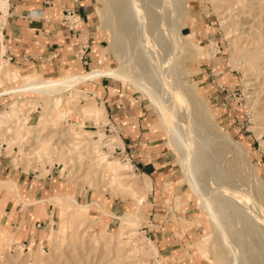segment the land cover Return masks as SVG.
<instances>
[{
    "label": "rangeland",
    "instance_id": "rangeland-1",
    "mask_svg": "<svg viewBox=\"0 0 264 264\" xmlns=\"http://www.w3.org/2000/svg\"><path fill=\"white\" fill-rule=\"evenodd\" d=\"M109 1L108 5L106 0H96L95 32L98 39L102 40L105 58L102 63L88 66V71L102 68L109 70L120 66L135 45L140 53L139 68L149 79L154 93L162 97L159 88L150 80L152 73L148 66L151 56L158 59L153 50L149 51L147 58L142 37L136 35L134 26L125 25L124 0ZM131 1L135 17L147 27L151 41L167 48L170 40H159L160 27L156 22L150 20L145 25L142 21V14L151 12L147 0ZM165 5L171 21L176 23L179 15H176L178 12L174 14V9L178 8V4L175 0H166ZM183 10L184 17L178 27L179 35L168 47L179 64L177 76L181 84L173 85L170 90L175 94L174 104L182 119L189 121L191 137L204 135L203 146L211 149L207 156L214 160L213 167L203 169L205 176L216 175L217 179L225 177L226 182L230 179L228 183L223 181L224 178L221 181L224 185L235 187L234 196L250 210L257 211L261 219L258 218L259 228L254 229H263L261 233L250 229L247 222L241 220L237 224L240 233L232 235L234 229L229 218L223 216L218 220L194 189V175L171 140L165 108L154 104L153 100L151 102L148 92L130 83L128 79L108 78L114 81L119 93H124L133 102L132 109L147 111L157 123L158 135L164 136V146L173 174L169 175L162 194L163 197L172 194L167 206L169 212L176 215L171 217H182L188 211L190 215L199 216L195 223L202 225V234L194 244L185 247L186 260L191 259L196 264H264V190L260 189V179H257L261 177L264 182V0H185ZM168 23L165 25L167 30L170 29ZM163 52L166 53L167 50ZM36 74L42 75L39 72L21 75L16 71L10 81L20 79L21 85L26 78ZM165 75L169 80V75ZM2 76L5 82V73ZM83 84L79 83L76 88L86 94L79 96L76 106L68 101L67 111L71 112L69 115L64 107L49 109L45 97L30 92L12 94L11 102L0 107L1 113L16 100L30 101L28 105H32L30 108L25 105L22 108L25 111L0 121V144L5 142L4 147H7L3 155L9 156L15 167L41 178L53 173L59 181L55 195L60 194L64 186L61 195L52 202L56 207V218L52 221L54 225H51L47 233L48 239L44 241V246L28 248L23 244L13 246L11 241L5 242V246H0V264H169L170 258H163L159 253L162 261L159 262L155 252L143 243L147 237L157 248L145 227L148 225L146 203L153 198L149 194L155 187L152 179L151 190L147 192L149 183L144 179V173L135 170L130 159L124 161L123 156L110 153L112 159L118 158L124 166L132 164L134 172L132 167L131 170H124L123 177H126L125 183L134 182V188L146 193V197L139 203L131 195V188L114 184L111 168L103 166L95 168L92 173L88 172L92 150L88 148L87 141L78 144V149H73L76 137L74 130L70 129V122L81 120L83 113L79 110L80 107L91 106L93 103L104 106L94 95H89L82 89ZM14 85L15 82H12L9 86ZM4 90H0V93ZM28 97L32 98L22 99ZM21 118L25 120L22 123L27 122L25 125H19ZM107 118L95 120L87 117L86 131L95 132L100 128L105 133L106 122H98ZM8 127L11 132L7 131ZM116 127L121 131L119 126ZM38 132L40 139L35 137ZM105 136V140L111 139L114 142L109 150L114 151L119 143L123 146V138L117 133L107 135L106 131ZM205 143L208 145L205 146ZM104 150L109 152L107 148ZM100 178L107 179L114 192L104 191ZM209 183L212 187L217 186L212 181ZM12 187H15L14 183ZM211 195L215 196L214 193ZM68 196L74 197L81 204L89 205L88 209H75L85 215L79 212L74 218L67 214L74 209V203ZM98 196L103 204L94 199ZM92 200L97 204L91 203ZM199 201L205 209H200ZM114 202L121 207L120 212L114 213L116 215L110 213L109 207ZM129 214L135 215L139 220L125 224V233L120 236L121 221L118 217ZM183 225L185 223L181 221L178 226ZM225 234L230 243H227ZM207 235L209 238L205 242L204 237ZM254 241L256 242L251 244ZM256 246L259 247L256 249Z\"/></svg>",
    "mask_w": 264,
    "mask_h": 264
},
{
    "label": "crops",
    "instance_id": "crops-1",
    "mask_svg": "<svg viewBox=\"0 0 264 264\" xmlns=\"http://www.w3.org/2000/svg\"><path fill=\"white\" fill-rule=\"evenodd\" d=\"M67 8H74L80 16L74 29L67 27L61 17ZM5 12L3 34L0 35V69L4 65L0 90H9L21 83V80L10 81L16 71L21 75L39 72L44 77L52 76L47 78L84 74L86 71H108L104 70L107 68L87 69L92 64L102 63L105 58L102 40L95 32L96 0H9ZM83 46H87L84 52ZM61 72L66 73L56 75ZM96 79L80 82L84 83L82 89L103 102L108 117L121 128L135 170L144 173V179L149 183L147 192L151 190L150 179L155 186L149 194L153 198L146 203L148 225L145 227L152 241L163 258H170L169 264H196L191 259L186 260L185 247L201 237L202 225L195 223L199 216L188 214L190 211L182 217L177 215L176 219L171 217L175 213L169 212L167 201H171L172 194L163 197L162 189L173 169L164 146V136L158 135L156 121L150 118L147 111L132 109L133 102L124 93H119L113 80L105 76ZM12 82L15 85L10 87ZM6 91L0 93V107L9 104L11 95L16 94ZM29 98L32 97L22 99ZM70 113L66 112L67 115ZM58 188L59 181L53 173L41 178L15 167L9 156H0L1 247L8 241L13 246L23 244L28 248L43 245L56 218V207L52 202L61 195L64 186L61 193L55 195ZM94 199L103 204L100 196ZM93 200L91 203L97 204ZM83 205V209H88L89 205ZM198 206L203 210L200 201ZM109 207L112 214L121 211L117 202ZM105 214H108L107 211ZM181 221L185 225L178 226ZM208 238L209 235L204 237L205 242Z\"/></svg>",
    "mask_w": 264,
    "mask_h": 264
},
{
    "label": "bare ground",
    "instance_id": "bare-ground-1",
    "mask_svg": "<svg viewBox=\"0 0 264 264\" xmlns=\"http://www.w3.org/2000/svg\"><path fill=\"white\" fill-rule=\"evenodd\" d=\"M106 2L108 5L110 4L109 0H106ZM146 2L150 7L151 12L149 13V11H147L144 14H142V21L144 22V24L146 25L147 23L150 22V20H154L156 24L160 27V28L158 27L159 28L158 34L161 37L159 38L158 36L159 40L163 39L161 42L170 40L169 42L171 44L174 43L179 35L178 27H180L181 20L184 17L183 8L185 6V0H175V2L178 4V8L174 9V14L178 12L176 15H179V19H177L176 23H174L175 21L174 22L171 21V16H169V14L166 11V5H165L166 0H147ZM7 5H8V0H0L1 8L6 9ZM124 5L126 7V10H124L126 11L124 12L125 25L127 27L134 26L136 28V35L141 36L143 39L144 50L147 53V58L149 55V51L153 50L154 55L158 59L156 60L154 57L152 58L151 56L148 61V66L152 73L150 80L156 85L157 88H159L162 97H159L154 93L153 88L149 85L148 82L149 79L145 77V74L139 68L140 53L135 45H133V47L131 48V52L128 55V57L122 60L120 66L116 68H112L108 71L87 72L84 74H67L59 78H46L43 75L36 74L33 77L26 78L21 85H19L16 88L9 89L5 93H21V92L30 91L32 93H36L42 97H45L44 99L46 100L49 109L57 110L60 109V107H64V109H66L67 111L69 107L68 101L72 102L74 106H76V104L79 102L78 99L79 96L86 94L83 93L81 89L76 88L80 82L89 79H96L103 76L128 79L130 83H133L136 86L147 91L150 96L149 98H151V102L153 100L154 104L161 105L163 108H165V111L167 113L166 114L167 117L165 118L168 119L167 121L169 122V126L166 123L165 124L167 125V127H169L168 131L170 132L171 140L175 145L178 153L181 155L182 159L186 161L184 162L187 164L188 168L190 169L189 171H191L192 174L194 175L195 178L194 189L202 197V200L204 201L206 207L215 214L218 220L222 219L223 216L229 218L234 229L233 232L231 231L232 235H238V233H240L237 224L241 220L246 221L250 229H254L256 227L259 228L260 220L258 218L261 219V217L259 216L257 211L250 210L248 207L245 206V204L241 200L237 199L234 196L233 188L235 187H231L229 186V184L224 185V182L221 181V179L224 178L223 181H225V183H228L230 181L229 178H228L229 181L226 182L227 179L225 177H222L223 175H221L222 178L217 179L215 178L216 175L215 176L212 175L210 177L209 175H207L206 177L205 174L203 173L204 172L203 169L205 167H211V168L213 167L212 164L214 160L210 156H207V154L209 155L208 151H211V149L210 147L204 148L203 146V143L205 142L203 138L204 135H201L200 137L197 138L191 137V135L189 134V129L191 127L189 121L182 119L179 110L176 108L174 104L175 94L172 91L170 92V90L172 87H174L173 85H176L177 83L180 82L177 76L179 72V64L173 55L174 53L172 54L171 51L168 49L170 43L167 44L168 46L167 48L165 47L162 48L160 44H158L157 46L156 45L157 43L155 44V41H151L147 27L144 26L142 22L140 20H137V18L135 17V10L132 6V1L124 0ZM168 22H170V24ZM166 23H168L170 26V29L168 30L165 29ZM262 31L263 29L261 30V32ZM116 35L117 34H115L114 36L115 40L117 39ZM163 50H167V52L165 53L163 52ZM3 66L4 65H2L0 69V85L3 83V79L1 77ZM128 66H130V68ZM165 73L169 75V80H167ZM15 77L17 78L18 75ZM29 102L30 101L28 102H20L18 100L14 101L11 106H9L8 108H6V110L0 113V121H4V119H9L12 114L13 115L15 114L16 116V113L23 112L24 109L22 110V108H24L25 105H28ZM28 107L30 108L32 107V105L30 104L28 105ZM79 110L83 113V116L79 121H71L70 129L74 130L73 134H75L76 137L75 139L76 143H74L73 146L74 150L78 149V144L82 143L83 141H87L89 143L88 148L92 150V152H90V155L92 157H90L89 160L88 172L92 173L95 168H100L103 166H105L106 168H111L113 170L114 184H117L120 187L127 186L131 188L132 189L131 195L139 203H141V201L146 197V193H142L138 191V188L137 189L134 188L135 185L134 182L125 183L126 177H123L125 176L124 170H131L132 167V172H134L132 164L130 163L131 166L130 165L124 166L122 162H119L118 158L112 159L110 153L104 150V144H109V146L112 147V144H114V142L111 139H108L109 141L105 140L107 136H105V133L100 128L97 131L90 133L87 132L85 129V121L87 117L90 118L92 117L95 120H99L102 117H108L104 106H100L96 103H93L91 104V106L82 105ZM107 119H109V117ZM107 119L100 120L99 122L96 121V123L98 122L99 124L101 121L107 122ZM22 120H24V118H21V120L19 121L20 126L25 125L27 123V122L22 123ZM7 131L11 132L12 130L9 129L8 127ZM35 137L37 139L41 138L39 132L36 133ZM204 145L206 146L208 144L205 143ZM195 149L196 151H194ZM100 179H101L100 183L104 187L103 188L104 191L114 192V189L111 187V184L108 185L107 179L104 178L103 179L100 178ZM257 179L258 180L260 179L258 182V184H260V189L264 190V182L261 181L262 180L261 177L260 178L257 177ZM210 181L214 182L213 184H216L217 186L212 187L209 183ZM213 193L215 195L214 197L213 195H211ZM67 198L74 203V209L70 212H67L68 215H73V217L75 218L76 216L74 215L76 213L80 212L81 214H84V212L80 210L76 211L75 209L83 208L85 207V205L78 202V200H76L74 197L68 196ZM103 212L106 213L105 211ZM118 218L121 221L120 222L121 230L119 233L120 236L125 233L124 231L125 224H132L133 222L139 220L133 214H129L127 216H120ZM258 228L256 230H258ZM262 230H258V231H260L261 233ZM260 233L258 232L259 235ZM255 237H257V235ZM235 238L237 239L236 236ZM225 239L227 243H230L227 234H225ZM262 241L261 244L263 243ZM255 242L256 241H254L251 244H254ZM143 243L147 244L149 246V249L155 252L156 257L160 262L161 260L159 258V252L157 248L152 244L151 240L146 237L143 240ZM250 246L253 247V245ZM258 247L256 246V249ZM260 247H262V245Z\"/></svg>",
    "mask_w": 264,
    "mask_h": 264
},
{
    "label": "built area",
    "instance_id": "built-area-1",
    "mask_svg": "<svg viewBox=\"0 0 264 264\" xmlns=\"http://www.w3.org/2000/svg\"><path fill=\"white\" fill-rule=\"evenodd\" d=\"M8 3H9V0H8ZM5 10L6 9L0 7V35L3 34L2 33L3 32V29H4V19H3V16H4V13H6ZM61 17L66 22L67 27H69L71 29H74V28L77 27L78 21L80 19V16L77 14V12H76V10L74 8H67L65 10L64 14ZM83 47H84V49L82 51L84 52L87 46H83ZM85 62H88L87 58H85ZM105 126H106L105 127V130L107 131V135L108 134H112L113 135V134H116L117 133L119 136H121L123 138V136L121 135V131H119V129H116L117 128L116 127L117 125L114 124L111 121L110 118L106 122ZM113 126H115V128H113ZM106 131H105V133H106ZM122 143H123V146L120 143L117 144V146L114 147V151L109 150V149H111V147L109 146V144H104V148H107V150H109V153H112L113 155L114 154H117V155L123 156V160H125V161H127L128 159L131 160L130 154H129L128 150H127V147H126L125 139L124 138L122 139ZM4 144H6V143L3 142L2 144H0V146H2V147H0V156H2L5 153V150L7 148V147H4ZM112 146H113V144H112Z\"/></svg>",
    "mask_w": 264,
    "mask_h": 264
}]
</instances>
